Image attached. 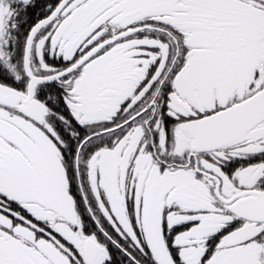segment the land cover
Segmentation results:
<instances>
[{"label": "snow or ice", "instance_id": "obj_1", "mask_svg": "<svg viewBox=\"0 0 264 264\" xmlns=\"http://www.w3.org/2000/svg\"><path fill=\"white\" fill-rule=\"evenodd\" d=\"M0 264H264V0H0Z\"/></svg>", "mask_w": 264, "mask_h": 264}]
</instances>
